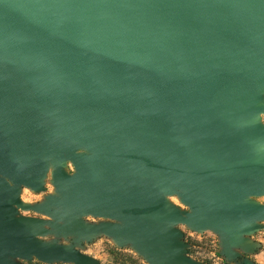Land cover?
I'll list each match as a JSON object with an SVG mask.
<instances>
[{
	"label": "water",
	"instance_id": "95a60500",
	"mask_svg": "<svg viewBox=\"0 0 264 264\" xmlns=\"http://www.w3.org/2000/svg\"><path fill=\"white\" fill-rule=\"evenodd\" d=\"M262 116L264 0H0V264H100L75 247L98 235L199 264L179 225L252 252Z\"/></svg>",
	"mask_w": 264,
	"mask_h": 264
},
{
	"label": "rangeland",
	"instance_id": "374dc122",
	"mask_svg": "<svg viewBox=\"0 0 264 264\" xmlns=\"http://www.w3.org/2000/svg\"><path fill=\"white\" fill-rule=\"evenodd\" d=\"M261 122L264 124V116L261 117ZM50 172L51 170L45 179V191L42 193H33L30 190L23 188L20 194V199L22 202L31 205H39L44 202L47 196L55 194V190L51 185ZM65 172L70 175L73 174V166L70 167L68 165L65 168ZM168 200L181 212L189 211V209L180 202L177 196L169 197ZM253 200L260 205H264V196L253 198ZM19 215L24 217H36L43 220H50V218L35 212L20 211ZM83 220L88 224H100L102 222H108V220L91 216L85 217ZM259 224L260 229L248 237L249 240L257 244V248L252 252H245L242 249H236L235 252L238 254V257L233 261L227 260L226 257L222 255L220 239L216 234L210 231L197 233L184 225H179L177 228L182 232V241L187 245L186 255L199 264H243L245 261H250L253 264H264V222ZM42 240L48 243L56 242L65 246L75 244L73 237L58 238L52 235L46 236ZM75 247L83 254L97 260L100 264H147L145 260L132 249L131 246L118 247L111 238L103 235H98L90 242H83L81 245L75 244ZM17 262L22 264L39 263L35 259L29 262L17 260Z\"/></svg>",
	"mask_w": 264,
	"mask_h": 264
},
{
	"label": "built area",
	"instance_id": "2783aa9c",
	"mask_svg": "<svg viewBox=\"0 0 264 264\" xmlns=\"http://www.w3.org/2000/svg\"><path fill=\"white\" fill-rule=\"evenodd\" d=\"M68 165H69L70 167H72V164H71L70 162H68L67 166H68Z\"/></svg>",
	"mask_w": 264,
	"mask_h": 264
}]
</instances>
